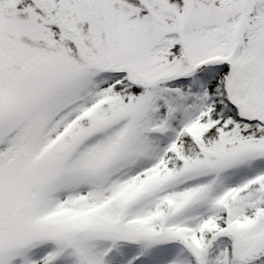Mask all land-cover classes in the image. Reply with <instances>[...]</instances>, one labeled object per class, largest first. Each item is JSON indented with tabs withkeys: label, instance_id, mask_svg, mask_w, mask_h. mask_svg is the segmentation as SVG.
Returning a JSON list of instances; mask_svg holds the SVG:
<instances>
[{
	"label": "snow or ice",
	"instance_id": "1",
	"mask_svg": "<svg viewBox=\"0 0 264 264\" xmlns=\"http://www.w3.org/2000/svg\"><path fill=\"white\" fill-rule=\"evenodd\" d=\"M0 264H264V0H0Z\"/></svg>",
	"mask_w": 264,
	"mask_h": 264
}]
</instances>
